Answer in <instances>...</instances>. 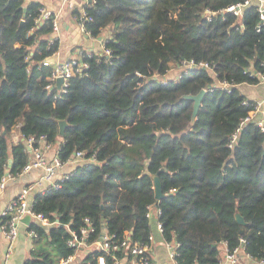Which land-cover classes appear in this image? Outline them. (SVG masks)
<instances>
[{
	"label": "trees",
	"instance_id": "trees-1",
	"mask_svg": "<svg viewBox=\"0 0 264 264\" xmlns=\"http://www.w3.org/2000/svg\"><path fill=\"white\" fill-rule=\"evenodd\" d=\"M243 1L96 0L85 24L92 36L104 37L112 56L106 62L86 53L88 72L72 77L61 92L51 84L52 66L43 62L61 44L51 38L54 14L35 27L39 0H0V178L7 169L16 175L30 159L24 141L10 143L18 123L25 139L44 136L47 144H58L62 161L79 151L85 159L60 188L36 193L34 210L60 223L28 227L39 234L35 242L51 248L25 264H58L72 254L67 226L77 230L86 217L98 231L105 224L118 238L149 242L147 213L156 203L165 242L179 243L180 264H218L222 242L232 249L241 238L255 259L264 257V131L255 121L243 122L254 101L243 104L239 87L230 93L216 88L194 117L187 96L214 84L210 70L154 78L173 63L195 60L208 62L221 79L256 83L247 69L264 73L258 4L247 6L241 18L226 11ZM62 119L69 125L61 137ZM155 176L165 194L160 202ZM237 211L245 225L237 222ZM106 262L114 264L109 256ZM76 264L98 260L86 256Z\"/></svg>",
	"mask_w": 264,
	"mask_h": 264
},
{
	"label": "built area",
	"instance_id": "built-area-1",
	"mask_svg": "<svg viewBox=\"0 0 264 264\" xmlns=\"http://www.w3.org/2000/svg\"><path fill=\"white\" fill-rule=\"evenodd\" d=\"M252 2H256L258 4V10L260 12V24L258 26V30H260V26L264 25V0H245L243 2H238L230 5L226 9V11H230L238 18H241L243 16L244 9ZM83 4L84 12L78 18L79 28L81 32H83L87 36L96 39L97 37L91 35L85 24V22L89 19L88 9L94 8L96 0H83ZM205 12H207V14L209 15L213 14V12L209 9H206ZM53 14L54 12L51 9L42 4V6L40 7V14L35 20V27L42 25L44 21L51 18ZM53 22L54 32L55 34H58L60 24L57 20V15L55 14ZM33 30L34 28L32 29V31ZM55 34L51 38H58ZM57 52H55L52 56L46 57L43 62L46 65L52 66V73L50 76L51 84L58 83V79L62 78L63 81L61 83L60 91L66 92L71 78L74 76L86 74L90 66L89 63L84 59L85 53L83 54V57L80 58H63L55 60L53 56ZM95 53L96 52H90L88 53V56H92ZM97 55L107 62L112 56V50L108 48L103 41L101 51H99ZM176 66L184 68L177 74L178 77H181L182 73L186 72L190 68H195L197 70L202 68L210 70L215 78V82L212 86L206 88L207 90H214L217 88L230 93L235 87H239V85L241 84L236 83L234 80H229L227 78L221 79L217 77V73L208 62L183 60L180 65ZM169 71L164 75H155L154 78L161 81H166L167 79H169ZM247 71L251 76L256 78V83L264 82L263 72L253 68L247 69ZM250 100L251 99L246 97L243 100V104L248 105L250 103ZM249 121H255L257 126H259L260 129L264 131V100H254L253 108L243 119V122ZM238 132L239 129L235 133H233L231 142L229 144L230 146H233L235 140L238 137ZM37 142L39 143V145L36 146L35 143ZM44 145H49L46 143L44 136H40L39 138L32 136L27 139V149L33 156H30L29 162L16 175H24L30 172L33 168L39 167L44 168V173L38 180L24 187L19 195L14 200H12L10 204H8L7 208L2 214V216L4 217L2 223V231L10 244L8 252L6 253L5 264H7L13 252V245L19 237L21 226L25 224L23 222V218L27 214L31 215L33 223L37 222L38 224L43 226H54L60 223L58 218L55 221H51L43 213L36 212L33 208V202L29 201L30 193L37 187L45 188L46 186H49L51 188H60L61 182L69 178L72 173L65 174L57 180L55 178L58 169L63 167L64 164H78L79 162L85 160L83 157L84 153L79 151L76 152L73 157L64 162L58 156V150L57 154L53 158L48 159L43 150ZM94 159V156H92L88 160L94 161ZM9 177H14V175L10 172H7L6 175L0 178V191H3L5 189L6 179ZM171 191H174V189H172ZM153 206H155L157 212V220L155 225L157 226V230L160 233H163L162 223L158 220V216L160 213V207L158 203L149 206L147 215L153 222V214L151 212ZM103 225L105 226V224ZM67 227L70 235L66 242L67 245L73 249V253L66 257H61L58 260V264H76L77 262L82 261L86 256H91L93 259H97L98 264H107V256L111 257L114 264H156L150 253L151 244L155 239L153 232L148 236L149 242L142 243L139 241H132L129 234H126L123 238H118L114 234H109L106 226L104 233L102 231L103 227H101L100 231H98L96 225L94 224V221L89 217L84 218V224H82L77 230L72 229L70 225H68ZM28 235L33 239L39 237L38 232L34 229L28 230ZM245 242L246 240L244 238H241V243L231 249L229 248L227 242L223 241V258L219 260L218 264H241L244 259L250 260L254 264H264V257H262L261 259H255L250 253L246 251ZM165 244L168 249L169 258L171 259L172 264H180L176 260L177 248L179 246V243L175 241H166Z\"/></svg>",
	"mask_w": 264,
	"mask_h": 264
},
{
	"label": "crops",
	"instance_id": "crops-1",
	"mask_svg": "<svg viewBox=\"0 0 264 264\" xmlns=\"http://www.w3.org/2000/svg\"><path fill=\"white\" fill-rule=\"evenodd\" d=\"M42 4L46 5L51 9L55 15H57V20L60 24V29L57 35L60 40L59 51L53 56L55 60L63 58H80L83 54L96 52L98 54L101 51L102 42L104 38L100 40L99 38L93 39L83 32H81L78 24V17L74 13L78 11L79 14L84 12L83 0H39ZM243 93L247 98L255 101L264 100V82L262 83H249L243 82L239 85ZM10 143L16 144L23 140L22 133L20 132V123H18L10 135ZM59 148L58 144L54 145H44L43 150L48 159L53 158L57 154ZM33 156L32 154L30 155ZM77 164V163H76ZM76 164H64L63 167L58 169L56 178L60 179L65 174H73V171L77 167ZM7 172L9 170L7 169ZM44 173V168H33L30 172L14 177H9L6 179V186L3 191H0V264H5L6 253L10 246L8 239L5 237L2 231V223L4 217L2 216L4 210L7 208L8 204L14 200L22 189L29 184L38 180ZM49 188H36L29 195V201L33 202V199L37 192H44ZM151 212L153 214V233L155 236L154 241L151 244L150 253L156 264H172L169 258L168 249L165 244V239L157 230L156 220L157 212L155 206L152 207ZM34 239L28 235V225L25 223L20 228V234L17 241L13 245V252L7 262V264H25L27 258V249L33 247ZM222 246V244H221ZM222 249V248H221ZM222 251L220 259H222ZM241 264H254L252 261L244 259Z\"/></svg>",
	"mask_w": 264,
	"mask_h": 264
},
{
	"label": "water",
	"instance_id": "water-1",
	"mask_svg": "<svg viewBox=\"0 0 264 264\" xmlns=\"http://www.w3.org/2000/svg\"><path fill=\"white\" fill-rule=\"evenodd\" d=\"M99 39L102 40L103 37L102 36H99ZM63 79L60 78L58 79V87L60 88L61 87V83H62ZM209 90L203 88L200 90L199 93L197 94H191V95H188L187 97L188 98H191L194 100V110H193V116L196 117L198 111H199V108H200V105H201V102H202V99L204 97V95L208 92ZM69 125L68 121L66 119H62L59 121V134L60 136H64L65 135V130L67 128V126ZM242 132V129H240L239 131V135L241 134ZM155 189H156V198L158 199V201L160 202V200L162 198H164L165 194L163 193V190H162V184H161V180L158 176H155ZM104 206V205H103ZM236 220L239 224L241 225H245L247 222L245 220V218L241 215V213L239 211L236 212ZM23 221L24 223H26L28 226H30L32 224V217L30 214H27L24 218H23ZM105 232V226L103 225V233ZM240 232L242 233L243 232V229L240 230Z\"/></svg>",
	"mask_w": 264,
	"mask_h": 264
},
{
	"label": "rangeland",
	"instance_id": "rangeland-1",
	"mask_svg": "<svg viewBox=\"0 0 264 264\" xmlns=\"http://www.w3.org/2000/svg\"><path fill=\"white\" fill-rule=\"evenodd\" d=\"M103 37V36H102ZM99 38V37H98ZM104 38V37H103ZM184 68L180 67V66H176L175 64H173L171 66V69L169 71L168 76L169 77H176L175 75H177L181 70H183ZM62 137V136H61ZM11 140V139H10ZM24 143L26 144L27 139H25L23 137ZM220 248H222V246H219ZM50 249L51 247L48 246V244L46 242H33V247L30 249H27V258H33L36 254H39L41 252H44L45 249Z\"/></svg>",
	"mask_w": 264,
	"mask_h": 264
},
{
	"label": "bare ground",
	"instance_id": "bare-ground-1",
	"mask_svg": "<svg viewBox=\"0 0 264 264\" xmlns=\"http://www.w3.org/2000/svg\"><path fill=\"white\" fill-rule=\"evenodd\" d=\"M209 91H212V90H209ZM254 101V100H253ZM24 222V221H23ZM32 223H33V220H32ZM29 227V226H28ZM102 231H103V229H102Z\"/></svg>",
	"mask_w": 264,
	"mask_h": 264
}]
</instances>
